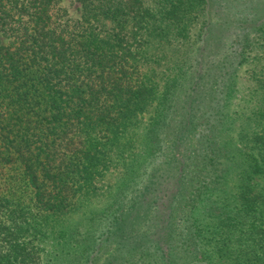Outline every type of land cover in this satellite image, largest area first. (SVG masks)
<instances>
[{
	"label": "trees",
	"instance_id": "1",
	"mask_svg": "<svg viewBox=\"0 0 264 264\" xmlns=\"http://www.w3.org/2000/svg\"><path fill=\"white\" fill-rule=\"evenodd\" d=\"M68 1L0 0V264H264V0Z\"/></svg>",
	"mask_w": 264,
	"mask_h": 264
},
{
	"label": "rangeland",
	"instance_id": "2",
	"mask_svg": "<svg viewBox=\"0 0 264 264\" xmlns=\"http://www.w3.org/2000/svg\"><path fill=\"white\" fill-rule=\"evenodd\" d=\"M60 6L66 11L67 16L73 18V19H77L79 16V5L77 3H71L68 0H61L60 2ZM3 43H5V40H2ZM253 65H248V64H243L242 66H240V68H238L237 70V82H236V90H237V94L238 96L233 100V105H232V109L236 110L239 108V106H244L243 102L241 101L242 99H240V97L252 88V85L250 83V81L247 79V73L246 70L247 68H252ZM146 119L143 118L142 119V123H145ZM113 177H115V175H113ZM115 179V178H114ZM114 179L110 177V174H107V176L104 177L103 179V187L106 186H113L114 185ZM98 206H100L97 202H94L92 205H90L88 208L89 209H95V208H99ZM95 207V208H92ZM77 216H74V218H76ZM68 221V219H67ZM47 250H50V246L46 247ZM216 259L214 261L215 264H228L227 261L225 260H221L219 257L215 256ZM124 259L121 260V262H123ZM131 261V259H130Z\"/></svg>",
	"mask_w": 264,
	"mask_h": 264
}]
</instances>
